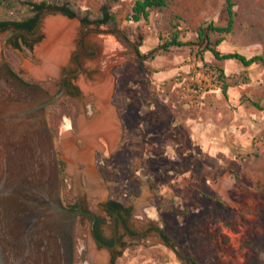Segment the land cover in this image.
<instances>
[{"label": "rangeland", "instance_id": "obj_1", "mask_svg": "<svg viewBox=\"0 0 264 264\" xmlns=\"http://www.w3.org/2000/svg\"><path fill=\"white\" fill-rule=\"evenodd\" d=\"M25 1L20 0L16 13L2 10L0 20H22L33 14ZM134 1L58 0L92 17L107 7L117 17L118 29L148 54L138 56L132 44H125L108 25L79 23L74 48L85 30H95L86 37L85 46L97 49V56L102 51L95 40L98 35H112L121 45L122 60L115 59L110 70L114 81L111 103L123 126L121 145L110 156L100 149L94 154L106 195L110 192L115 199L133 206L135 213L139 199L146 196L156 213L148 220L156 221L184 257L152 232L147 240L110 258L108 264H264V108L254 104L264 105V64L246 67L237 60L219 61L199 45L196 30L200 26L211 21L227 24V0H173L153 10L148 21L140 22L128 19ZM232 1L234 29L224 35L219 49L247 56L264 52V0ZM173 14L182 17L180 39L196 43L193 51L189 46L159 47L169 37ZM6 36L7 32H0V44ZM219 37L211 33L212 40ZM44 38L41 27L30 46L22 41L20 48L5 44L3 57L14 73L41 81L28 73L24 63H41L35 49ZM218 68L225 71L226 92L217 76ZM86 72H94L92 78L86 76L93 80L101 69L91 66ZM78 82L75 108L79 118L91 103ZM67 99L51 105L50 112L62 111ZM66 119L74 130L78 123L63 111L54 134L62 170L61 200L67 202L63 197L65 184L70 201L84 203L89 196L75 191L58 147ZM79 167L82 170L85 165ZM80 183L85 184L83 177ZM90 239L86 240L81 231L77 233L73 264H85L83 253Z\"/></svg>", "mask_w": 264, "mask_h": 264}, {"label": "water", "instance_id": "obj_2", "mask_svg": "<svg viewBox=\"0 0 264 264\" xmlns=\"http://www.w3.org/2000/svg\"><path fill=\"white\" fill-rule=\"evenodd\" d=\"M47 14L81 22L46 11L38 30ZM9 36L0 44V264H73L68 232L73 234L75 216L83 211L71 210L61 200L62 170L46 113L66 95V87L48 96L21 82L3 57ZM39 96L45 101L39 102ZM89 236L96 245L111 248L98 238L93 222ZM159 236L184 259L162 231Z\"/></svg>", "mask_w": 264, "mask_h": 264}, {"label": "bare ground", "instance_id": "obj_3", "mask_svg": "<svg viewBox=\"0 0 264 264\" xmlns=\"http://www.w3.org/2000/svg\"><path fill=\"white\" fill-rule=\"evenodd\" d=\"M79 27V21L76 19H68L60 14H47L42 23L45 38L35 49L41 63L37 65L26 61L24 66L28 73L39 79L58 76L62 67L70 60ZM95 40L102 51L90 61V65L100 68L101 73L93 80L82 76L78 83L86 99L94 103L98 111H91L90 115H87L85 110H82L76 130L70 120L66 119L61 126L58 141L61 157L68 164L67 173L74 180L75 191L86 192L93 203L104 199L107 193L101 174L94 164L95 150L100 149L105 154L111 153L119 145L121 131L116 109L111 103L114 81L110 72L114 60L121 59V45L112 35H98ZM81 163L85 165L82 170L79 167ZM81 177L85 179L84 185L80 183ZM136 215L142 221L156 215L146 196L139 199ZM83 258L85 264H107L110 254L106 249H99L90 239Z\"/></svg>", "mask_w": 264, "mask_h": 264}, {"label": "flooded vegetation", "instance_id": "obj_4", "mask_svg": "<svg viewBox=\"0 0 264 264\" xmlns=\"http://www.w3.org/2000/svg\"><path fill=\"white\" fill-rule=\"evenodd\" d=\"M46 11H54L49 10L47 8L43 9L39 19L41 18L42 14ZM39 22V20H38ZM38 22H36V27L32 29H28L26 27H17V26H11L10 28L0 31V32H7L8 35H10L6 41V46H13L16 47V43L18 41H22L25 45L30 46L33 41L37 39L38 36ZM84 26H90L85 25ZM95 25V24H94ZM95 30H85V32L82 34L81 40H79L78 45L76 48L73 49L71 57L69 62L62 67L60 72V81L57 82V76H51L48 78L47 81L41 80L36 81L32 78H26L22 75H18L16 73H13L20 78V81L26 84L27 86L34 88V89H40L44 92L45 95L48 96H54L53 93L50 92L49 85H56L58 86V93L63 88V84H65L66 90H65V97L70 98L74 104L77 105L75 100V95H77V92L79 91V87L76 85V81H79L81 76H89V78H92L94 75V72L91 74H87V69L91 67L90 61L95 58L98 55L97 49H87L85 46V39L90 34L93 33ZM41 39V38H40ZM58 75V76H59ZM42 83H48L49 85L43 86ZM56 92V94H57ZM42 95V94H41ZM39 102H44L45 99L41 96H39L38 99ZM47 109V108H46ZM85 110V109H83ZM92 112H97L98 109L95 106L94 103L90 104V107H88L85 110V113L87 115H90ZM120 111V110H119ZM77 116L76 119L73 120V122H76L78 119V110H76ZM117 117L119 119L121 131L120 136L118 139V146L115 150L118 149L121 145L122 140V122L119 117V114L116 110ZM115 150H113L111 153L106 154L107 156H110ZM88 199H86L87 201ZM84 203H72L69 202H63L64 205L71 209V210H81L82 213H78L75 216V225H74V232L73 234L68 232V235H70V240L73 243L74 240L77 239V233L81 231L82 236L86 238V240L89 238L88 231L90 224L94 223V230L96 235L100 240H102L104 243L111 246V248L108 249V252L110 254V258L118 257L120 256L127 248L131 247L132 245H135L137 243H140L141 241L147 240L151 233H158L163 230L159 229V225L156 223L155 220H147L142 221L139 220L140 218L137 217L136 213L134 212V207H128L127 205H123L121 201H117L113 197V195L108 192L106 197L103 201H99L96 203L91 202L88 200ZM70 216L66 217V221ZM164 235V233H163ZM73 240V241H72ZM168 240V239H167ZM169 241V240H168ZM170 242V241H169ZM172 243V242H171ZM99 248H103V246L97 244ZM72 247V246H71ZM108 264V263H107Z\"/></svg>", "mask_w": 264, "mask_h": 264}, {"label": "trees", "instance_id": "obj_5", "mask_svg": "<svg viewBox=\"0 0 264 264\" xmlns=\"http://www.w3.org/2000/svg\"><path fill=\"white\" fill-rule=\"evenodd\" d=\"M118 1V0H113ZM173 0H135L131 12L129 14L128 19L134 20L136 22H140L142 20H149V17L151 15V12L153 10H160L166 6H168ZM25 4L29 6V8L32 10L33 14L29 15L28 17L23 18L22 20H14V19H6V20H0V31L6 30L10 28L11 26H17V27H26L28 29H32L36 27V22H38L40 14L43 9L47 8L49 10L54 11H60L64 14L74 18L78 17L81 20L82 24L85 25H92L95 24L97 26L100 25H108L110 26L117 35L121 38V40L130 46L136 49V52L138 56L140 57H147L148 54L142 53V51L139 48V44H133L131 43L128 34L124 31L121 32L118 29L117 25V17L114 13H111L107 7L103 8V12L101 14L96 15L95 17H92L89 12H82L80 10H76L66 4L65 2H58V0H42L40 2H36L33 0H27L25 1ZM21 3L20 0H0V12L7 11L11 13H16L20 10ZM227 9H228V21L227 24L224 26L216 25L214 21H211L207 25L200 26L196 32L198 34V41L199 45L203 47V51H210L217 60L219 61H226V60H237L241 62L244 66L249 67L256 63H262L264 64V52L257 53L252 56H247L241 52H223L219 49V45L221 42L225 39L224 35L229 34L234 29L235 24V11H234V2L232 0H227ZM180 20H183L182 17L178 14H173L171 18V32L169 34L168 39L165 40V42L160 45V48H163L164 50H169L171 47H181V46H189L191 48V51H193L194 45L196 43H193L192 41H184L180 39L181 35V29H180ZM119 30V31H118ZM216 32L220 34V37L216 40L211 39V33ZM16 47H22V44L20 41L16 43ZM150 54V53H149ZM152 53V56L154 57L155 54ZM218 77H220L221 81H223V88L224 91H227L228 83H226L225 79V71L223 68H218ZM43 86L47 87L46 83H42ZM55 86V90H51V86H49L50 92L53 93V95H56V92L58 91V86ZM58 93V92H57ZM64 99L62 98L59 100L57 104H62ZM69 99V100H68ZM67 103L62 111L59 113H51L50 107H47L49 121L51 123V129L53 131V134H57L58 132V122L61 116V112H65L69 114L74 120L76 119L77 112L75 108L74 102L68 98ZM257 107L264 108V105H261L258 102L254 103ZM52 105V106H53ZM64 193L63 197L65 201L69 202L71 199V194L67 190L66 185L64 184ZM117 201H119L117 199ZM122 203V202H121ZM124 206L127 205L125 203H122ZM128 207H131V205H127ZM164 236L172 242V239L167 235L164 231Z\"/></svg>", "mask_w": 264, "mask_h": 264}]
</instances>
